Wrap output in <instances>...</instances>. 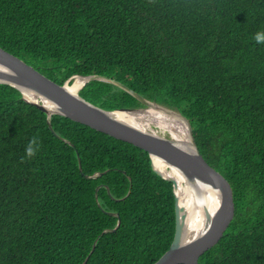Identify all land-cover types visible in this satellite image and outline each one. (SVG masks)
<instances>
[{"label":"trees","instance_id":"obj_1","mask_svg":"<svg viewBox=\"0 0 264 264\" xmlns=\"http://www.w3.org/2000/svg\"><path fill=\"white\" fill-rule=\"evenodd\" d=\"M261 30L264 0H0V46L48 77L109 76L190 120L235 203L197 264H264ZM79 94L108 110L144 106L98 79ZM48 120L0 83V264L157 261L175 235L173 182L133 143L62 114ZM33 137L40 148L28 157Z\"/></svg>","mask_w":264,"mask_h":264},{"label":"water","instance_id":"obj_2","mask_svg":"<svg viewBox=\"0 0 264 264\" xmlns=\"http://www.w3.org/2000/svg\"><path fill=\"white\" fill-rule=\"evenodd\" d=\"M78 76L87 78L84 85L93 79L114 83L138 98L145 106L114 110L102 108L79 94V90L84 85L77 93L71 91L68 85L71 77L63 84H60L32 64L0 46V83L10 84L18 88L22 92L23 98L47 112L51 128H53L50 121L51 115L62 114L148 151L156 172L173 182L176 214V229L173 241L169 249L152 264H197L199 257L220 240L235 216L233 191L229 181L204 158L197 145L190 120L180 111L150 100L112 77L99 74ZM25 90L29 91L32 97H36V100L27 97ZM150 106L162 107L174 111L183 117L188 123V143L183 144L177 138L158 134L153 129H144L127 121L118 113V111L126 110L140 111ZM153 156L164 160V164L177 167L187 176L208 183L219 190V205L213 213L207 211L205 229L197 233L193 238L191 237L192 239H185L184 237L186 212L179 204L176 192L177 182L173 177L166 176L161 169L156 167ZM100 174H103V172H99L96 175ZM100 187L98 186L96 191ZM107 188L110 191L109 186ZM109 213L119 215L114 212ZM94 248L95 243L92 251ZM88 258L89 256L83 264L86 263Z\"/></svg>","mask_w":264,"mask_h":264},{"label":"bare ground","instance_id":"obj_3","mask_svg":"<svg viewBox=\"0 0 264 264\" xmlns=\"http://www.w3.org/2000/svg\"><path fill=\"white\" fill-rule=\"evenodd\" d=\"M86 81L87 78L76 76L73 82L68 84L69 89L77 93ZM25 95L32 100H36V97H32L31 93L27 90H25ZM118 113L127 121L144 129H151L150 126L156 125L169 131V136L177 138L183 144H187L189 141L188 123L174 111L158 106H150L140 111L126 110L118 111ZM153 160L156 167L161 169L166 176H171L176 180V192L179 204L186 212L184 237L185 239L193 238L197 233L205 229L207 211L213 213L219 205V190L208 183L187 176L175 166L164 164V160L159 157L153 156Z\"/></svg>","mask_w":264,"mask_h":264},{"label":"clouds","instance_id":"obj_4","mask_svg":"<svg viewBox=\"0 0 264 264\" xmlns=\"http://www.w3.org/2000/svg\"><path fill=\"white\" fill-rule=\"evenodd\" d=\"M254 39H255L256 43L264 44V30L257 31L255 33ZM39 148H40V144L38 143L37 138L33 137V139L28 143V145L25 149L27 156L32 157L33 155H35L39 151Z\"/></svg>","mask_w":264,"mask_h":264},{"label":"rangeland","instance_id":"obj_5","mask_svg":"<svg viewBox=\"0 0 264 264\" xmlns=\"http://www.w3.org/2000/svg\"><path fill=\"white\" fill-rule=\"evenodd\" d=\"M76 76H78V74L77 75H73V77H71V80H72V82H73V80H74V78L76 77ZM70 80V81H71ZM71 82V83H72ZM70 83V82H69ZM145 106V105H144ZM144 106H142V107H144ZM149 108V107H148ZM150 128L151 129H153L154 131H156L158 134H161V135H164V136H169L170 135V133H169V131H167V130H165L164 128H162V127H159V126H156V125H152V126H150ZM157 163H158V161H157ZM194 205H195V202H194ZM198 211V210H197Z\"/></svg>","mask_w":264,"mask_h":264}]
</instances>
